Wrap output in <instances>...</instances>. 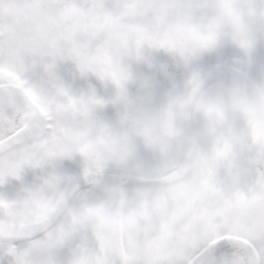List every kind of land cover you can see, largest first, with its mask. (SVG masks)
Returning a JSON list of instances; mask_svg holds the SVG:
<instances>
[{
  "label": "snow or ice",
  "instance_id": "1",
  "mask_svg": "<svg viewBox=\"0 0 264 264\" xmlns=\"http://www.w3.org/2000/svg\"><path fill=\"white\" fill-rule=\"evenodd\" d=\"M0 264H264V0H0Z\"/></svg>",
  "mask_w": 264,
  "mask_h": 264
}]
</instances>
